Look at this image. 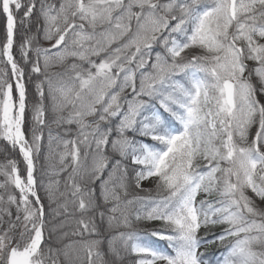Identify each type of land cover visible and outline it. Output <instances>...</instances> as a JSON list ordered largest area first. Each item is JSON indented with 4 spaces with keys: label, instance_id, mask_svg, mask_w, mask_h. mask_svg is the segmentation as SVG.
<instances>
[{
    "label": "snow or ice",
    "instance_id": "6c2138e0",
    "mask_svg": "<svg viewBox=\"0 0 264 264\" xmlns=\"http://www.w3.org/2000/svg\"><path fill=\"white\" fill-rule=\"evenodd\" d=\"M203 3L62 0L56 9L48 0H0V13L6 17L0 65L5 61L10 65L15 81L10 82L7 70L0 67V138L18 148L26 171L22 174L15 160L0 165V175L6 177L0 188L10 184L20 194L19 198L8 194L7 201L0 195V264H59L49 255L53 249L42 248L46 211L34 175L45 129L49 156L57 151L61 166L53 171L68 172L65 191L59 192V180L49 181L45 195L56 205L52 213L56 218L70 214V203L80 212L71 235L82 239L65 249L79 244L87 253V264H106L101 240L85 238L98 233L97 214L101 222L106 218L109 229L130 228L132 217L161 222L159 228L110 235L108 250L117 260L120 252L115 244L120 243L137 257L134 264H212L202 251L206 243L223 244L235 237L222 264H264V211L247 194L251 190L264 200V104L257 98L258 93L264 95V43L257 40H264V0H213V6L201 9ZM37 8L43 39L51 42L50 47L34 44L38 33L31 34L27 21ZM21 10L20 23L27 33L19 55L38 77L31 125L27 77L13 51ZM155 44L163 53L156 51L151 71H144ZM189 49L202 52L189 59L183 55ZM69 57L88 67L72 63L63 73L50 71L53 66L64 67ZM245 60L256 63L252 71L262 87L251 83V73L245 77ZM73 124L75 136L67 139L72 129L65 127L62 133L60 129ZM257 125L250 141V130ZM109 146L120 159H115L108 178L101 179L110 162ZM201 160L207 161L206 171H201ZM130 166H139L132 169L131 178L137 188L142 181L156 178L155 197L127 198ZM97 180L104 203H111L107 216L94 196L92 185ZM202 194H216L219 199L198 203ZM12 205L17 212L14 220ZM66 223L61 220L53 231ZM220 225L227 230L219 241L201 238L202 229ZM18 228L23 229L19 242ZM149 237L166 241L167 248L154 245ZM63 254L69 258L68 251ZM80 260L84 264V258Z\"/></svg>",
    "mask_w": 264,
    "mask_h": 264
},
{
    "label": "trees",
    "instance_id": "16d2710c",
    "mask_svg": "<svg viewBox=\"0 0 264 264\" xmlns=\"http://www.w3.org/2000/svg\"><path fill=\"white\" fill-rule=\"evenodd\" d=\"M22 2L27 3L28 0H22ZM162 2H166V0H162ZM48 3L55 5L56 9H58L59 4L61 3V0H48ZM212 4H213V0H204V3L201 4L200 7H201V9H203L204 7H209ZM134 11H138V9H134ZM176 14L179 15L178 12ZM17 18H18V24H17V30H16V35H15V45H14L13 51H14V55H15V58L17 59L18 63L20 64L21 67L24 68L25 74L27 77L25 82H26V88H27L28 98H29V102H30L29 103V111H28V124L31 125V101H33L35 99V96H34L35 82L38 79V77L31 73L30 65H25L23 63V60L21 59V57L19 55V45L23 42L25 35L27 33V28L25 27V24L20 23V21L24 19L23 18V10H21V12L17 14ZM134 22L135 21H133V23ZM27 23L31 27V34H37L38 33V41H34V44L39 43L43 47H50L51 42L43 39V30H42L43 20L40 17L38 8H37V10L34 11L33 16L28 19ZM38 25L40 26L39 28H38ZM86 30L89 32L91 31L90 28H88ZM101 30L102 29H97V31H101ZM5 37H6L5 17L2 13H0V42H3L5 40ZM115 47H116V45H113V48H115ZM159 50H161V52L163 53V49L161 48V46L159 44L153 46V55L151 56L148 67L144 71H148L151 63L155 61V54L154 53L156 51H159ZM53 51H55V50H53ZM91 59L96 60L97 62L99 61V58L95 57V56L91 57ZM72 63L82 64L83 67H85V68L88 67L87 63L82 62V61L78 60L77 58L69 57L65 61L64 67L59 66V65L53 66L50 69V71L53 73H63L65 71V67L68 65H71ZM0 67H4L7 70L8 75H9V80H10V82H12L10 70H9V67L6 64V62L4 65H0ZM132 67H135V65H133ZM39 78L42 79V77H39ZM175 78L178 80H182V82L186 83V81H183V78L181 76H177ZM137 85H139V79L138 78H137ZM128 91L130 92V89ZM144 99H146V98L144 97ZM157 107H158V105H157ZM165 115H167V114H165ZM65 127H70L72 129V133L65 138H67V139L74 138L75 133H76V125L73 124L70 126L69 125L62 126V128L60 129L61 133L63 132V128H65ZM29 130H30V128H29ZM127 135L133 136L138 140L148 141L147 137H139L138 134H136V133L128 132ZM29 139H31L30 131H29ZM153 144L157 147H160L157 144V142H155V141H153ZM53 147L55 149V145ZM59 151H63L62 145L60 146ZM107 154L109 156L110 162H109L107 168L101 174V179H107L108 178L109 171H111L112 164L115 162V159H120L118 154L111 152L110 146H109V151ZM45 156H49V149H48V142H47V129H45V139L43 141V148H42V151H41V154L39 157V161L37 163L36 171L34 173V175L37 178L38 184L40 185L38 188V191H39L40 196L42 197L43 204L45 206V211H46L45 239H44V242L42 244V248H44L45 250H47L49 247L51 249H53V252L49 253V255L52 256L53 258L57 259L59 261V264H81L80 257H83L84 258V264H87V253L80 249L79 244H74L73 249H65V245L72 243L74 241H80L82 239L79 235H71V233L73 231H75L77 228L76 220L79 219V217L81 215L80 212L77 211L76 208L70 203L69 204V213L70 214H66L65 216H61L59 218L54 217L52 215V213H53V209L56 207V205L53 204L52 201L49 200L48 196L45 195V191H44V186L47 185L49 181L59 180L60 181L59 192H64L65 191L64 181L67 179L68 172H59V174H56V172L53 171L54 169L58 170L61 167L59 164V157H58L57 151H53L52 154L49 156L48 160H45ZM113 157H114V159H113ZM7 160H9V161L15 160L17 162V165L20 166V168H21V169H19L20 172L25 175V167L23 169L22 164H21V159H20L18 152L15 149H13L12 146L8 142L0 141V163L4 164L5 162H7ZM68 162L69 163L71 162L70 157L68 158ZM88 163H91L90 158H89ZM127 163L129 165H131L130 159L127 161ZM138 167L139 166H130L128 168L129 187H128V197L127 198H131L133 196H140V197L152 196V197H155L157 195V187H156V181L155 180L153 182L155 184V186L152 187L151 189H148V190H141L135 186V183L131 182V178L134 175V173L132 172V169L138 168ZM200 168L206 169L207 168V161L201 160L200 161ZM69 171H70V169H69ZM92 187L95 189L94 196L96 198V203H98L100 205V210L105 211V214L107 216V208L111 206V203H109V204L104 203V200L101 196L100 181L97 180L92 185ZM7 188H9V187L7 186ZM7 188H0V195H3L2 193H4V191ZM247 193L255 202L257 209L260 211H264V200H261L259 197H257L254 193L251 192V190H248ZM62 199L63 198H61V200ZM70 199H71V197L69 196V200ZM217 199H219V197H216V194H213L212 196H208L207 198H205V200H217ZM5 201H7V200L5 199ZM3 207L7 208L8 204L5 203L3 205ZM89 215H91V213ZM14 218L15 217H13L12 219L14 220ZM4 220L8 221L9 217L5 216ZM61 220H66L67 221L66 225L57 231H53V226L55 224H58ZM95 221L98 225V233L92 235L91 237L86 236L85 238L100 239L101 240V244L99 247H100V251L103 253L102 259L106 262V264H134L135 259L137 258L135 255H133L130 252V250L125 251V249L121 246L120 243H116L115 247L120 252V259L117 260L115 253H111L108 250L107 239L110 235H113L117 231H134V230L135 231H141V230H148V229H152V228L161 227V222H159V221H151V222L144 221V220L137 221L134 217H132L131 226L128 229H124L122 227L109 229L107 226L106 218L103 222H101V218L98 214L95 216ZM156 223H160V224H156ZM3 227L6 229L8 227V224L5 223L3 225ZM216 227H219V226H216ZM22 230H23L22 228H18L16 230V232H15L16 238H20V237H18V235ZM65 232L69 233V235L67 237L63 236V233H65ZM148 239L151 240L154 245H159L162 249L167 248V242L166 241H158L155 237H149ZM234 239L235 238L233 237L229 240H231V242H234ZM240 239H243V237H241ZM225 241H227V240H225ZM221 248H223V250ZM227 249H228V245L223 246V244H221L220 247H218V245L212 244L204 251V253H206L207 260L211 261L212 264L213 263L222 264V256H226L227 253L229 252V250H227ZM167 250L169 252H171V249H167ZM257 250L259 251L262 249L257 248ZM64 251L69 252V258L68 259L65 258L64 254H63ZM95 259L96 258L93 257V260H95ZM48 264H51V261H49Z\"/></svg>",
    "mask_w": 264,
    "mask_h": 264
},
{
    "label": "rangeland",
    "instance_id": "374dc122",
    "mask_svg": "<svg viewBox=\"0 0 264 264\" xmlns=\"http://www.w3.org/2000/svg\"><path fill=\"white\" fill-rule=\"evenodd\" d=\"M61 3H62V0H61ZM60 3V4H61ZM59 4V5H60ZM172 23H174V21L172 22ZM133 24H135V22L133 23ZM257 39H259V42H263L264 43V40H261L259 37H257ZM155 45H157V44H155ZM155 45H153V46H155ZM117 46V45H116ZM245 47H246V45H245ZM160 52H161V50H159ZM202 52V50L201 49H189V50H187L185 53H183V55L185 56V57H187V58H191V56L194 54V53H201ZM245 63H246V65H247V68H248V71H246L245 72V77H248V73H250L249 72V70L251 69V67L250 66H252L255 62L254 61H248V60H245ZM250 63V64H249ZM249 64V65H248ZM148 71H151V67L149 66V69H148ZM202 75V74H201ZM138 86V85H137ZM257 88H260V87H262V86H260V85H257L256 86ZM15 94V93H14ZM262 95L261 94H259L258 93V97L257 98H259V100H261V103L263 104L264 103V95L261 97ZM146 99H148L147 97H145ZM257 127H258V125L257 126H254L251 130H250V137H249V140L251 141L252 139H254V137H255V132H256V130H257ZM30 131V130H29ZM148 139V138H147ZM0 141H2V142H7L6 140H4L3 138H0ZM148 141H150V139H148ZM17 152H18V154H19V150H18V148H16L15 149ZM19 156H20V159H21V164H22V167H23V169H24V167H25V164H24V162H23V159H22V156L19 154ZM10 163V161L9 160H7V162H5L4 164H2V163H0V165H8ZM18 168L19 169H21L20 168V166H18ZM11 169H10V167L8 168V171H10ZM25 175H26V171H25ZM6 180V177H4L3 175H0V183H3L4 181ZM152 181H151V179H147V180H144V181H142L141 182V186H140V188H148L149 186H155V184L153 183L152 185ZM8 187L9 188H7L5 191H4V193H2L3 194V196H4V199H8V194H15L18 198H19V191L17 190V189H15L14 188V186H12V185H8ZM248 194V193H247ZM202 195H204V194H202ZM249 195V194H248ZM11 211H12V214H13V216H12V218L13 217H15L16 215H17V212H16V207H15V205H12L11 206ZM221 226L223 227V228H227V226L226 225H220V227H216V226H213V227H210V228H206V229H202V231H201V237L202 238H205L207 241H213V237L212 236H210V235H214L216 232H221L222 230H225V229H222L221 228ZM18 237H19V235H18ZM19 239L20 238H16V241L17 242H19ZM215 240V239H214Z\"/></svg>",
    "mask_w": 264,
    "mask_h": 264
}]
</instances>
